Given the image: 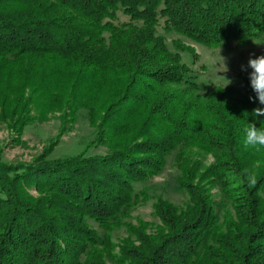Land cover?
<instances>
[{
    "label": "trees",
    "instance_id": "16d2710c",
    "mask_svg": "<svg viewBox=\"0 0 264 264\" xmlns=\"http://www.w3.org/2000/svg\"><path fill=\"white\" fill-rule=\"evenodd\" d=\"M171 33L209 48L246 46L264 37V0H0V120L21 133L33 108L63 118L85 108L90 122L105 123L109 148L0 162V264H264V152L242 145L264 105L249 78L248 96L232 86L200 104L176 95L201 87ZM118 93L139 129L128 131ZM143 112L149 120H138ZM195 149L214 162L205 167ZM172 155L187 200L158 196L157 222L133 223L149 199L136 185ZM117 225L127 231L118 244Z\"/></svg>",
    "mask_w": 264,
    "mask_h": 264
},
{
    "label": "rangeland",
    "instance_id": "374dc122",
    "mask_svg": "<svg viewBox=\"0 0 264 264\" xmlns=\"http://www.w3.org/2000/svg\"><path fill=\"white\" fill-rule=\"evenodd\" d=\"M120 20L126 21L128 17L121 14ZM160 32L162 33L161 30ZM166 38L173 50H177L174 45L175 40L182 41L184 47L188 48V51L182 52V57L190 66L193 75L197 77L201 87L200 94L195 92L185 93L177 89L176 95L181 96L184 94L189 98L191 104H200L202 101L208 99L209 94L207 92L216 87H225L227 82L221 77L231 80L232 83L229 86L240 91L242 95H249L250 87L246 85V80L251 70L249 69V72L241 71V66L247 65L251 54H254L253 58L264 55V37L258 38L246 46L233 49L209 48L175 33L167 34ZM223 60L226 62L227 72H225ZM101 83L103 86L101 92L104 91L102 94L105 95L107 87H104L105 84L103 82ZM12 84L17 85L18 81L16 80ZM174 88L176 89L177 86H174ZM92 94L94 93L92 92ZM117 99L118 103L123 104L122 108H119V110L122 109L120 117L129 124L127 127L128 131L139 129L136 125L138 121L135 123L134 118L131 120L130 114L132 111L130 107L127 108L128 110H124L128 105V101L123 103L120 93H118ZM63 113L65 112L50 111L42 117L43 115L38 114V111L33 108L32 114L36 120L27 125L21 133L16 129H12L11 124L8 122L0 120V162L18 165L20 163H31L42 155H47L48 159H57L82 153L92 156L105 155L109 151L106 142L108 130L105 123L101 124L100 120L95 124L90 122L87 109L85 108L80 109L73 116L66 115L63 118ZM137 118L138 120H149L146 112H143ZM145 124L143 125L142 123L141 125L143 126L140 129L147 133L148 128ZM139 141L145 140L142 138ZM50 150L52 151L48 153ZM194 151L198 152L196 149ZM193 155L205 167H209L214 162L210 154L203 155L198 152V154L195 155L194 153ZM177 175L178 170L174 164V155H172L162 173L154 175L150 180L136 185L137 190L148 189L149 199L140 203L131 212L133 223H136L139 219L153 223L157 222L153 214V203L158 196L169 199L178 205H182L187 200L186 194L178 188ZM216 191V189L213 190V192ZM31 193L34 196H38L34 191H31ZM94 227L101 235L105 233L104 229L100 228L97 224H94ZM110 234L113 242L118 244L119 240L127 236V231L125 227L117 225L112 228ZM117 252L118 247L115 253ZM107 264L115 263L108 260Z\"/></svg>",
    "mask_w": 264,
    "mask_h": 264
},
{
    "label": "clouds",
    "instance_id": "9594fccd",
    "mask_svg": "<svg viewBox=\"0 0 264 264\" xmlns=\"http://www.w3.org/2000/svg\"><path fill=\"white\" fill-rule=\"evenodd\" d=\"M251 54L247 65L241 66V71L249 72V82L252 91L255 93V100L259 102L260 105H264V55L255 56ZM223 66L228 71L226 67V62L223 60ZM227 83L224 88L229 86L232 81L226 77H221ZM252 101V97L249 98ZM244 115H248L246 112ZM252 123H248L243 130L242 145L245 149L251 150L255 153L264 152V121H259L260 127H257V121L260 117H264V107L254 108L251 112ZM244 175L247 178L250 186H254L257 183L255 173H250L245 170Z\"/></svg>",
    "mask_w": 264,
    "mask_h": 264
}]
</instances>
